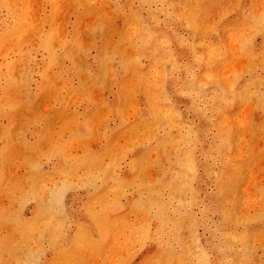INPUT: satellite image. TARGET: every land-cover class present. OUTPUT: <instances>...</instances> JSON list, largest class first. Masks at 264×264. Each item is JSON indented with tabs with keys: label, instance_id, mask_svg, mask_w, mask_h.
<instances>
[{
	"label": "rangeland",
	"instance_id": "1",
	"mask_svg": "<svg viewBox=\"0 0 264 264\" xmlns=\"http://www.w3.org/2000/svg\"><path fill=\"white\" fill-rule=\"evenodd\" d=\"M0 264H264V0H0Z\"/></svg>",
	"mask_w": 264,
	"mask_h": 264
},
{
	"label": "bare ground",
	"instance_id": "2",
	"mask_svg": "<svg viewBox=\"0 0 264 264\" xmlns=\"http://www.w3.org/2000/svg\"><path fill=\"white\" fill-rule=\"evenodd\" d=\"M52 42H53V40H52ZM33 43V42H32ZM38 44V43H37ZM34 48V47H33ZM237 48V47H236ZM78 51V50H77ZM239 51V50H238ZM85 52V51H84ZM80 53V52H79ZM10 54V53H9ZM218 54V53H217ZM64 55V54H63ZM61 56V55H60ZM59 56V57H60ZM58 57V58H59ZM162 62V61H161ZM10 70V69H9ZM90 71V70H89ZM225 72V71H224ZM89 73V72H88ZM166 74V73H165ZM25 75V74H24ZM108 75V74H107ZM91 77V76H90ZM99 77V76H98ZM106 77V76H105ZM96 78V77H95ZM104 78V77H103ZM93 80V79H92ZM97 80V79H96ZM161 95V94H160ZM159 96V95H158ZM163 96V95H162ZM160 98V97H159ZM166 98H163L162 100H165ZM192 135V134H191ZM162 138V137H161ZM162 140V139H161ZM183 140V139H182ZM160 142V141H159ZM189 142V141H188ZM163 143V142H162ZM160 145V144H159ZM162 145V144H161ZM189 151V150H188ZM191 151V150H190ZM189 153V152H188ZM163 154V153H162ZM161 156V155H160ZM163 156V155H162ZM186 159V158H185ZM188 159V158H187ZM187 161V160H186ZM138 163V162H137ZM85 171V170H84ZM252 182V181H251ZM154 187V186H153ZM158 187V186H157ZM163 187V186H162ZM164 195V194H163ZM97 197V196H96ZM137 199V198H136ZM154 200V199H153ZM149 201V200H148ZM159 202V201H158ZM250 203H251V201H250ZM166 208V207H165ZM166 210V209H165ZM137 211V210H136ZM164 225V224H163ZM84 242V241H83Z\"/></svg>",
	"mask_w": 264,
	"mask_h": 264
},
{
	"label": "crops",
	"instance_id": "3",
	"mask_svg": "<svg viewBox=\"0 0 264 264\" xmlns=\"http://www.w3.org/2000/svg\"><path fill=\"white\" fill-rule=\"evenodd\" d=\"M62 194V191H60V192H57V196H60Z\"/></svg>",
	"mask_w": 264,
	"mask_h": 264
}]
</instances>
